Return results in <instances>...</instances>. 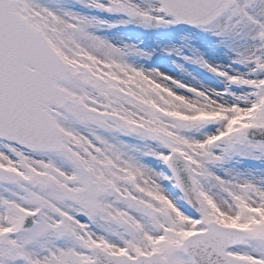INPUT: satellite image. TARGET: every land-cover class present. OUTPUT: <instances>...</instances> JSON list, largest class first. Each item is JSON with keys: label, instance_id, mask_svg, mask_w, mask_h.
<instances>
[{"label": "snow or ice", "instance_id": "snow-or-ice-1", "mask_svg": "<svg viewBox=\"0 0 264 264\" xmlns=\"http://www.w3.org/2000/svg\"><path fill=\"white\" fill-rule=\"evenodd\" d=\"M81 2L217 37L227 65L185 59L225 86L0 0V264H264V0Z\"/></svg>", "mask_w": 264, "mask_h": 264}, {"label": "rangeland", "instance_id": "rangeland-1", "mask_svg": "<svg viewBox=\"0 0 264 264\" xmlns=\"http://www.w3.org/2000/svg\"><path fill=\"white\" fill-rule=\"evenodd\" d=\"M50 6H62L77 13L96 17L107 23L96 24L90 30L105 37L114 44L132 45L146 55L132 53L128 59L144 67H155L162 72L181 78L190 83L222 88L224 81L200 65L186 60L185 57L201 55L213 64L227 65L225 49L216 43L217 37L189 25L143 26L138 23H118L127 19L122 13H112L88 6L81 0H40ZM144 6L150 0H137ZM178 65L182 67H178Z\"/></svg>", "mask_w": 264, "mask_h": 264}, {"label": "bare ground", "instance_id": "bare-ground-1", "mask_svg": "<svg viewBox=\"0 0 264 264\" xmlns=\"http://www.w3.org/2000/svg\"><path fill=\"white\" fill-rule=\"evenodd\" d=\"M130 60V59H129ZM132 62V61H131Z\"/></svg>", "mask_w": 264, "mask_h": 264}]
</instances>
